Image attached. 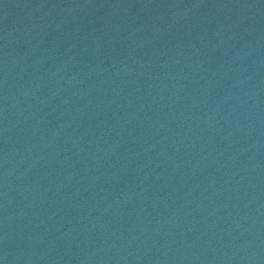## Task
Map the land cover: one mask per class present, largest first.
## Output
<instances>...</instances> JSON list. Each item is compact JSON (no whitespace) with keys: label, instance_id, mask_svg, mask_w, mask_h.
Wrapping results in <instances>:
<instances>
[{"label":"water","instance_id":"1","mask_svg":"<svg viewBox=\"0 0 264 264\" xmlns=\"http://www.w3.org/2000/svg\"><path fill=\"white\" fill-rule=\"evenodd\" d=\"M0 264H264V0H0Z\"/></svg>","mask_w":264,"mask_h":264}]
</instances>
